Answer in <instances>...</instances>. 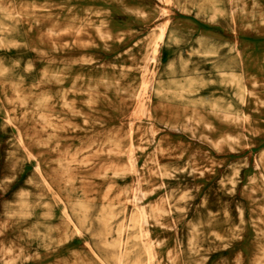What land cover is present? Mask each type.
<instances>
[{
  "label": "rangeland",
  "instance_id": "rangeland-1",
  "mask_svg": "<svg viewBox=\"0 0 264 264\" xmlns=\"http://www.w3.org/2000/svg\"><path fill=\"white\" fill-rule=\"evenodd\" d=\"M0 264H264V0H0Z\"/></svg>",
  "mask_w": 264,
  "mask_h": 264
},
{
  "label": "bare ground",
  "instance_id": "bare-ground-1",
  "mask_svg": "<svg viewBox=\"0 0 264 264\" xmlns=\"http://www.w3.org/2000/svg\"><path fill=\"white\" fill-rule=\"evenodd\" d=\"M215 11V10H214ZM218 17V16H217ZM154 40V39H153ZM176 40V39H175ZM168 41V29H167V24L166 25H164V26H162L161 28H160V32H159V34H158V36H157V38H156V40L154 41V43H153V47H152V49L150 50H148V53H147V55H146V61L149 63V64H154V63H157L158 61H157V56H158V53H159V49H160V46L161 45H163V44H166V42ZM170 41V40H169ZM165 53V52H164ZM144 57V56H143ZM142 57V58H143ZM145 62V61H144ZM148 66V65H147ZM147 68V67H146ZM148 71V70H147ZM145 72H146V70H145ZM153 74V73H152ZM149 80V79H148ZM155 82H156V77H154V79H153V81L152 82H146V81H143V86L144 85H148L149 87L151 86V87H153L154 86V84H155ZM181 89V88H180ZM166 164V163H165ZM164 164V165H165ZM60 165V164H59ZM163 167V166H162ZM164 168V167H163ZM63 170V169H62ZM54 171V170H53ZM171 171V170H170ZM52 172V171H51ZM171 174V173H170ZM162 176V175H161ZM42 177V176H41ZM44 178V177H43ZM46 179V178H45ZM55 180V179H54ZM62 180V179H61ZM64 181H66V180H64ZM41 183V182H40ZM232 183V182H231ZM46 184V183H45ZM45 184H44V186H45ZM58 185V184H57ZM48 186H49V183H48ZM51 186V185H50ZM43 187V186H42ZM45 187H47V186H45ZM54 188V187H53ZM50 189V188H49ZM39 190V189H38ZM178 190V189H177ZM180 190H182V189H180ZM63 191V190H62ZM42 192V191H41ZM59 193V192H58ZM45 195H46V193H45ZM59 195V194H58ZM176 196V195H175ZM60 198V197H59ZM73 206H75V205H73ZM75 208H76V206H75ZM78 210V209H77ZM219 210V209H218ZM142 212H143V210H142ZM77 214H79V213H77ZM77 214H75V215H77ZM161 214H162V212H161ZM212 215V214H211ZM147 216V213L144 211L143 212V217H146ZM217 216V215H216ZM73 217V216H72ZM214 217H215V215H214ZM212 218V217H211ZM146 219V218H145ZM214 222V221H213ZM231 222V221H230ZM210 225V224H209ZM199 226V225H198ZM76 227V226H75ZM195 227V226H194ZM206 230V229H205ZM219 230V229H218ZM79 232H80V230H78ZM40 233V232H39ZM196 233V232H195ZM199 233V232H198ZM201 233V232H200ZM34 234H36V233H34ZM203 235V234H202ZM39 236V235H38ZM213 236V235H212ZM45 237V236H44ZM207 238V237H206ZM217 238V237H216ZM48 239V238H47ZM193 239V238H192ZM204 239V238H203ZM215 239V238H214ZM213 240V239H212ZM225 240V239H224ZM197 241V240H196ZM199 241V240H198ZM203 241V240H202ZM219 241V240H218ZM190 242V241H189ZM228 242V241H227ZM213 243V242H212ZM223 243V242H222ZM221 243V244H222ZM195 244V243H194ZM218 244V243H217ZM190 245V244H189ZM211 245V244H210ZM224 245V244H223ZM196 248V247H195ZM201 248H203L202 246H201ZM191 251V250H190ZM8 260V259H7Z\"/></svg>",
  "mask_w": 264,
  "mask_h": 264
}]
</instances>
